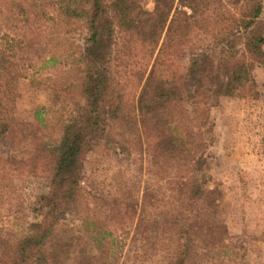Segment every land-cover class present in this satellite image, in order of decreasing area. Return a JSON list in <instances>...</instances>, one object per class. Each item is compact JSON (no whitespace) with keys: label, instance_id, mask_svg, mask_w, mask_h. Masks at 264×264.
Wrapping results in <instances>:
<instances>
[{"label":"trees","instance_id":"obj_1","mask_svg":"<svg viewBox=\"0 0 264 264\" xmlns=\"http://www.w3.org/2000/svg\"><path fill=\"white\" fill-rule=\"evenodd\" d=\"M152 1L148 9L140 0H0V177L37 167L50 174L25 232L0 233V264L119 259L122 236L109 230L117 200L96 206L86 163L124 127L147 140L153 174L169 192L138 218L133 262L158 253L166 264L218 262L228 233L207 152L213 126L196 134L187 122L196 113L209 121L222 98L262 97L264 0H228L234 10L224 0ZM26 79L65 94L59 136L38 110L17 107Z\"/></svg>","mask_w":264,"mask_h":264},{"label":"rangeland","instance_id":"obj_2","mask_svg":"<svg viewBox=\"0 0 264 264\" xmlns=\"http://www.w3.org/2000/svg\"><path fill=\"white\" fill-rule=\"evenodd\" d=\"M140 1L148 9L154 6L152 0ZM224 2L235 9L228 0ZM255 76L262 92L260 99L225 97L213 107L209 121L196 113L187 122L196 134L202 123L213 126V142L207 152L212 156V185L220 189V214L228 236L219 250L218 262L210 264H264V67H258ZM47 84L22 81L17 107L25 111L24 115L38 110L48 120L47 130L57 137L61 121L69 114V103L65 94L56 96ZM118 131L109 149L96 148L89 154L86 174L100 198L94 201L96 206L101 208L104 200L113 203L115 199L118 203V219L113 224L108 221L112 224L109 230L123 240V246L119 243L114 249L120 255L117 254L119 259L114 264H135L131 257L139 244L132 242V238L138 218L153 213L151 199L159 206L165 195L169 200V192L161 191L162 187L166 191L167 183L153 174L156 168L140 131L126 127ZM49 180L50 174L44 167L33 168L21 176L0 177V233L14 238L25 232L27 224L34 220V209L39 196L47 191ZM96 206L92 204L91 209L103 215ZM161 254L153 255L144 264H166ZM210 260L215 261L210 257L204 259Z\"/></svg>","mask_w":264,"mask_h":264}]
</instances>
